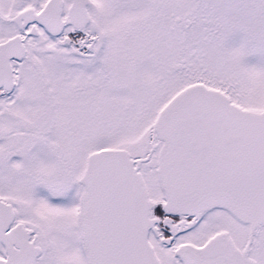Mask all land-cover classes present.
I'll return each instance as SVG.
<instances>
[{"label":"snow or ice","instance_id":"obj_1","mask_svg":"<svg viewBox=\"0 0 264 264\" xmlns=\"http://www.w3.org/2000/svg\"><path fill=\"white\" fill-rule=\"evenodd\" d=\"M0 264H264V0H0Z\"/></svg>","mask_w":264,"mask_h":264}]
</instances>
